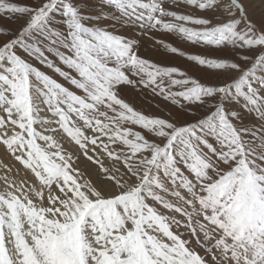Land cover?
<instances>
[{
	"label": "snow or ice",
	"instance_id": "obj_1",
	"mask_svg": "<svg viewBox=\"0 0 264 264\" xmlns=\"http://www.w3.org/2000/svg\"><path fill=\"white\" fill-rule=\"evenodd\" d=\"M0 18V264H264V0Z\"/></svg>",
	"mask_w": 264,
	"mask_h": 264
},
{
	"label": "rangeland",
	"instance_id": "obj_2",
	"mask_svg": "<svg viewBox=\"0 0 264 264\" xmlns=\"http://www.w3.org/2000/svg\"><path fill=\"white\" fill-rule=\"evenodd\" d=\"M256 3H257V6H258L259 0H256ZM257 11H259L258 7H257ZM4 22H5V21L3 20V18H0V23H4ZM116 27H117V30L120 31V32H128V31H131V30H129V29H122V28H120L119 25H117ZM157 35L159 36L160 34L157 33ZM150 43H151V41H147V40H145V46H146V47H147ZM151 54H152L153 56H155L157 59H160V58H161V56H160L159 54H156V53H151ZM171 59L176 60L177 62H179V58H178V57L173 56V57H171ZM180 231H181V233L184 234L185 236L188 235L186 229H183V228H182V229H180Z\"/></svg>",
	"mask_w": 264,
	"mask_h": 264
}]
</instances>
